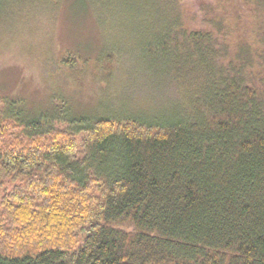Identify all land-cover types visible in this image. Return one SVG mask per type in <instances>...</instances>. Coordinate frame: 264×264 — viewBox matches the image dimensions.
I'll return each mask as SVG.
<instances>
[{
    "label": "trees",
    "instance_id": "1",
    "mask_svg": "<svg viewBox=\"0 0 264 264\" xmlns=\"http://www.w3.org/2000/svg\"><path fill=\"white\" fill-rule=\"evenodd\" d=\"M205 25L148 46L190 86L173 120L0 128V264H264V54Z\"/></svg>",
    "mask_w": 264,
    "mask_h": 264
},
{
    "label": "rangeland",
    "instance_id": "2",
    "mask_svg": "<svg viewBox=\"0 0 264 264\" xmlns=\"http://www.w3.org/2000/svg\"><path fill=\"white\" fill-rule=\"evenodd\" d=\"M210 19L264 54V0H0V128L28 135L26 125L41 119L43 130L72 131L59 116L66 111L173 120L190 86L148 46L183 49Z\"/></svg>",
    "mask_w": 264,
    "mask_h": 264
}]
</instances>
